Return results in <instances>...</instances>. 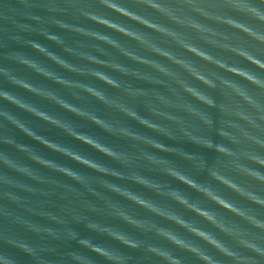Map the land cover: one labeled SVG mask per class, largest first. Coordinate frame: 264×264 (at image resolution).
Segmentation results:
<instances>
[{
	"label": "clouds",
	"instance_id": "clouds-1",
	"mask_svg": "<svg viewBox=\"0 0 264 264\" xmlns=\"http://www.w3.org/2000/svg\"><path fill=\"white\" fill-rule=\"evenodd\" d=\"M258 3L264 5V0H258ZM96 4L107 12L115 13L123 20L138 25L141 29L172 37L170 31L154 27L151 21L140 19L135 13L123 10L121 4L110 3L108 0H98ZM148 6L153 11H160V7H162L153 3H148ZM230 7L238 11H246L252 20L264 24V15L253 12L247 5L231 4ZM81 15L83 20L99 29H108L116 34L119 33V36L135 41L137 44H144L139 35H133L130 29L118 26L116 21L106 17L98 18L95 13H82ZM216 22L223 24L226 28L235 27L239 33H241L239 29L243 28L244 36L253 35L250 29L242 27L238 21L218 20ZM54 27L72 31L80 36H91L94 40H100L109 47H116L111 37L93 34V30L65 29L62 23H56ZM187 27L198 32L201 31L194 23ZM37 36L38 39L24 41L16 51L5 55L4 61H10L16 66L15 69L6 64H0V105H8L12 109H0V127L11 129L14 133L20 134L41 148L72 162L79 169L85 171H77L57 163L55 160L44 158L29 145L17 143L13 134L0 136V144L24 153L28 160L25 167L34 165L39 169L58 174L71 185L82 187L85 195L96 203L87 205L83 213L73 215L70 225H82L83 230L91 233L92 237H99L110 243H99L92 237L81 236L71 226L65 227L62 232L58 233L53 229L37 230L25 225L26 231L37 239L47 237L51 240H62L65 247L59 264H136L137 253L147 259L150 264H184L182 257L174 255L172 250H181L191 254L195 264H264V247L261 246L259 237L249 236L250 231L264 234V216L260 215L261 212H264V196L246 190L235 179L223 176L217 169L220 158L230 160L234 158L232 151L227 150L211 138L197 139L183 131L178 136L174 135L149 119L150 116L161 115L151 109L147 111V116L139 115L135 105L143 94L141 88H122L113 76L106 73L101 74L96 70L81 73L67 60L62 59L39 42V40L47 41L54 47L60 48L61 51L70 53V49L62 47L63 42L59 36L47 32H39ZM261 40V44H264V38ZM179 48L196 61L208 64L222 74L211 79L207 75L193 71L186 63L174 59L166 52L160 51L156 47H148L147 50L152 55L169 61L177 68L184 70L194 81L192 85H180V91L187 97L190 104L202 106L204 109L217 108L216 100L207 93L214 92L216 85L219 84L220 88L230 91L239 101L259 113L258 106L245 89L247 86H251L264 91V83H261L260 77L253 71L258 67L264 69V63L250 58L246 51L236 48L221 46L222 51L232 53L231 55L240 62V66L226 65L221 60H214L207 52L198 51L191 45L179 44ZM25 49L28 51H24ZM192 52H195V57L190 55ZM32 54L50 62L59 71L87 75L96 83L70 82L65 76L56 75L54 70L44 67L42 62L35 59ZM121 55L137 64H146L145 60L137 59L134 55L127 53H121ZM79 58L89 64L97 63L91 56H80ZM146 66L155 69L161 76L169 75L163 67L156 63H147ZM103 67L110 68L121 77H131L141 83H152L135 71H127L123 66L103 64ZM17 69L30 71L34 76L48 81L55 87L76 89L89 101L95 102L106 112L111 113L112 119L119 126H114L108 119L98 115L96 111L86 110L71 102L79 99V96H73L70 100L59 96L53 90L54 88L49 87L47 91L40 90L35 84L18 75ZM260 72L264 73V70H260ZM12 89H18L20 92L38 97L41 101L55 106L61 112L87 122L106 136L125 142L132 151L120 150L103 143L95 136L79 131L69 120L44 112L36 104L28 102ZM106 89L112 90V94L106 92ZM116 94L122 95L126 99L111 98ZM183 111L186 115L195 117L204 128L211 130V119L206 118L196 108L185 106ZM17 112H22L56 129L62 135L86 146L105 160L111 161L116 167L108 166L67 145L38 135L24 120L18 118ZM238 118L244 120L243 116H238ZM164 119L172 123H179L171 116H164ZM258 119L264 123V116H258ZM124 121L133 122L138 128L145 130L146 133H151V135L127 126ZM215 135L222 141L234 143L232 138L226 136L223 131L218 130ZM161 138L169 143L164 144ZM252 143L256 149L264 151V143L258 140L252 141ZM184 144L191 145L203 152L213 153L215 159L208 163L197 152H188L180 147ZM243 158L248 165L255 166V170H250L243 165L232 164V171L247 181L264 186V171H261L264 170V157L244 155ZM177 162H182L186 167H181ZM0 164L8 166L7 154L2 151H0ZM188 169H194L198 175L202 174L206 179L204 181L197 180L189 174ZM14 170L24 172L23 167ZM85 176H99L103 182L98 183L95 188H89L84 185ZM121 181L126 184L119 183ZM169 181L182 186V188L170 187ZM130 186H135L140 191L133 190ZM224 191L230 193L232 198H227L223 194ZM144 193H150L151 198L145 196ZM187 193H194L196 198H189ZM158 201H163L164 204ZM202 202H206L208 207H203ZM249 209L253 211H249ZM185 214L190 215L186 217ZM49 219L54 224L63 223L54 217H49ZM109 220L115 223L106 222ZM229 224L242 225L243 227L235 230L233 227H229ZM147 236H150L152 240L144 239ZM185 236L193 238L202 247L198 248ZM237 250L246 255H240ZM46 251L48 250L40 248L29 239L17 241L7 235L0 236V264H17V256L26 257L30 264H50L43 255Z\"/></svg>",
	"mask_w": 264,
	"mask_h": 264
},
{
	"label": "water",
	"instance_id": "water-1",
	"mask_svg": "<svg viewBox=\"0 0 264 264\" xmlns=\"http://www.w3.org/2000/svg\"><path fill=\"white\" fill-rule=\"evenodd\" d=\"M97 2L98 0H0V64H6L8 67L15 69L16 66L10 61H4L5 55L16 51L24 41L38 39L37 33L39 32L57 35L62 39V47L70 49V53L61 51L60 48L54 47L47 41L39 40V42L62 59L67 60L70 65L74 66L81 73L96 70L101 74L106 73L113 76L122 88H141L143 94L138 98L135 105V109L139 115L147 116V111L151 109L161 115L150 116L149 119L174 135L178 136L183 131L197 139L211 138L227 150L232 151L234 155L233 159L220 158L217 164L218 171L223 176L235 179L246 190L264 196V186L257 185L254 182L247 181L243 177L237 176L231 167L232 164H237L246 166L250 170H255V166L248 165L246 160H244V155L264 157V151L256 149L252 143V141L257 140L264 143V123H261L258 119V116H264V91L251 86H247L245 89L253 102L258 106L259 113H257L254 109L239 101L230 91L220 88L219 84H217L214 92L207 93V95H211L216 100L217 108L204 109L202 106L190 104L187 97L180 91V85L194 84V81L191 80L184 70L177 68L169 61L152 55L147 50L148 47H156L158 50L171 55L174 59H179L186 63L193 71L207 75L211 79H215L222 74L210 65L196 61L193 57L184 53L179 48V44L191 45L198 51L207 52L212 59L221 60L226 65L240 66V62L231 55L230 51H222L221 46L246 51L250 58L264 63V44H261V38H264V24H259L252 20L246 11H238L230 7L231 4H244L251 8L253 12L264 15V5L259 4L258 0H108L110 3L121 4L123 10L135 13L140 19L151 21L154 27L170 31L172 37H169L160 35L159 32L141 29L138 25L123 20V18L118 17L115 13L107 12L96 4ZM148 3L162 7H160V11H153L148 6ZM82 13H95L98 18L106 17L116 21L118 26L130 29L133 35H139L144 44H137L135 41L119 36V33L116 34L108 29H99L83 20ZM218 20L238 21L242 27L250 29L253 35H249V37L244 36L245 30L243 28L239 29L241 32L239 33L235 27L230 29L224 27L223 24L217 23L216 21ZM56 23H62L65 29L80 28L81 30H93V34L111 37L116 47H109V45L103 44L100 40H94L91 36H80L72 31L58 29L54 27ZM193 23L201 31L198 32L187 27V25ZM24 51L28 50L25 49ZM121 53L134 55L137 59L145 60L146 64L156 63L158 66L163 67L169 75L161 76L155 69L147 67L146 64L141 65L125 59ZM32 55L35 59L42 62L44 67L51 68L56 75L65 76L70 82L81 84L96 83L87 75H76L59 71L42 57L35 56V54ZM190 55L195 57V52L190 53ZM80 56H91L97 63L89 64L85 60L80 59ZM103 64L123 66L127 71H135L152 83H141L133 80L131 77H121L110 68L103 67ZM253 66L258 67L257 65ZM260 70L264 69H259V67L258 69H253L260 77L261 83H264V73H261ZM17 74L35 84L42 91H47L51 87L54 88L53 90L59 96L66 99L71 100L73 96H79V99L72 100L71 102L86 110L96 111L98 115L108 119L114 126H119L112 119L111 113L106 112L95 102L89 101L86 96L78 93L76 89L55 87L48 81L34 76L33 73L27 70L17 69ZM97 86L103 87L102 85ZM5 87L7 86L5 85ZM12 91L23 96L28 102L36 104L44 112L57 115L61 119L69 120L79 131L95 136L103 143L112 145L120 150L132 151L125 142L106 136L99 129L89 125L87 122L61 112L55 106L41 101L38 97L20 92L18 89H12ZM106 92L112 94V90L110 89H106ZM111 98L116 100L126 99L119 94L113 95ZM185 106L196 108L206 118L211 119V130L204 128L195 117L186 115L183 111ZM0 109L12 110L8 105H0ZM16 115L19 119L24 120L30 128L34 129L38 135L56 143L67 145L89 158L98 160L108 166L116 167L111 161L105 160V158L86 146L62 135L56 129L22 112H17ZM164 116H171L177 119L179 123L165 120ZM238 116H243L244 120L239 119ZM124 123L137 131L145 132V130L138 128L131 121H124ZM218 130L223 131L226 136L231 137L234 143L220 140L215 135ZM12 134L15 136L17 143L29 145L37 154L42 155L44 158L55 160L57 163L74 168L77 171H85L84 169H79L72 162L41 148L20 134L14 133L11 129L0 127V136H10ZM145 134L151 135V133L146 132ZM161 140L164 144L169 143V141L162 138ZM180 147L188 152H197L208 163H211L215 159L213 153L197 150L191 145L184 144L180 145ZM0 151L5 152L8 157L7 167L0 164V236L7 235L17 241L29 239L40 248L48 250L43 255L49 260L50 264H59L60 256L65 247L63 241L60 239L51 240L47 237L37 239L26 231L25 225L37 230L53 229L58 233L62 232L65 227L71 226L81 236L92 237L91 233L83 230L82 225H70V221L73 215L83 213L87 205H94L96 202L85 195L82 187L69 184L56 173L39 169L34 165L25 167L28 164V160L24 153L17 152L15 149L3 144H0ZM177 163L181 167H186L182 162ZM22 167L24 168V172L14 170ZM188 172L199 181L206 179L202 174L198 175L194 169H188ZM145 174L152 175L151 173ZM157 178L164 179L163 177ZM101 182H103V179L99 176L84 177V185L89 188H95ZM119 183L126 184L124 181ZM168 183L170 187L182 188V186L174 182L169 181ZM130 187L133 190L140 191L135 186ZM187 194L189 198H196L194 193ZM223 194L229 199L232 198V195L227 191H224ZM144 195L151 198L150 193H144ZM158 202L164 204L163 201ZM202 206L208 207V204L202 202ZM249 211L253 210L249 209ZM185 215L187 217L190 214ZM260 215L264 216V212H261ZM49 217L59 219L63 223L54 224ZM106 222L115 223L110 220ZM228 226L233 227L235 230L243 227L242 225L231 224ZM249 236L259 237L261 246L264 247V234L250 231ZM92 238L99 243H110L99 237ZM185 238L198 248L202 247L193 238L187 236ZM144 239L152 240L150 236L144 237ZM153 242L160 243L158 241ZM172 251L174 255L182 257L184 264H195L191 254L181 250ZM237 251L240 255H246L239 250ZM136 256V264H150L139 253ZM17 264H30V262L26 257L17 256Z\"/></svg>",
	"mask_w": 264,
	"mask_h": 264
}]
</instances>
